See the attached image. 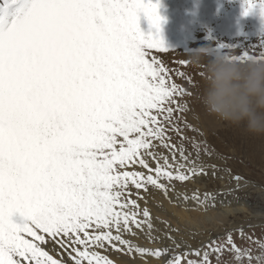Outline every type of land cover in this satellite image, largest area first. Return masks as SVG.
<instances>
[{
    "label": "snow or ice",
    "instance_id": "1",
    "mask_svg": "<svg viewBox=\"0 0 264 264\" xmlns=\"http://www.w3.org/2000/svg\"><path fill=\"white\" fill-rule=\"evenodd\" d=\"M257 6L264 15V0H247L244 15ZM141 14L159 28L150 0H0V264H117L102 252L131 264H264L260 241L259 256L231 232L193 249L154 227L153 189L205 210L216 197L177 191L209 173L200 144L195 159L187 153L192 126L176 115L191 93L149 51L173 50L145 37ZM145 237L151 247L134 243ZM57 246L66 257L50 254Z\"/></svg>",
    "mask_w": 264,
    "mask_h": 264
},
{
    "label": "rangeland",
    "instance_id": "2",
    "mask_svg": "<svg viewBox=\"0 0 264 264\" xmlns=\"http://www.w3.org/2000/svg\"><path fill=\"white\" fill-rule=\"evenodd\" d=\"M150 2L158 5L161 23L159 28L153 27L148 18L141 14L140 30L145 37L151 35L155 39H160L165 47L173 50L159 52L151 49L149 51L170 70L168 75L171 77V82L191 93V96H186L181 101L188 104L189 110L183 114L176 113V115L177 117L183 116L180 122L181 128L186 121L192 128L197 129V131H192V128L184 129V134L188 137V140L184 142V147L187 153L195 159L196 150L193 144L202 146L201 161L198 163H204L209 173V177L203 181L196 180L186 185L176 182L177 191L182 195H189L195 191L203 193L211 191L216 195L219 193L234 195L238 190L236 188L245 184L243 181H247L246 185L253 189L251 191L253 195L239 193L237 198H244L247 195L250 203L264 206V198H260L258 194L259 187L264 189V137L250 135L243 128L223 125L205 117L194 99L197 86L203 78V69H197L189 63V54L194 50L209 46L224 53L230 50V54L234 56H242L245 51H249L252 55H258L260 51H264L259 48L260 40L264 38V15H262L261 8L257 6L246 16L244 12L247 0H150ZM181 61L188 63L182 64ZM169 134L175 137V133L169 132ZM175 139L179 143V137ZM205 146L211 155L203 151ZM160 151L164 155H169L166 149H160ZM213 165L215 167H212ZM236 175L243 177L239 187L234 179ZM248 187H244L245 192ZM133 191L136 190L133 188ZM158 192L153 189L152 195L147 197L146 206L151 213L157 210L166 213L167 207L175 205L180 208L182 204H187L182 199H177L176 192L170 193L169 197H165L162 192L159 195ZM221 195L224 196V194ZM140 203L145 206L143 201ZM165 227L168 226H162L163 231L160 236L171 235L176 240L182 239L190 243L193 249L199 247V238L183 236L173 231L167 232ZM241 230L244 233L243 236H241ZM229 232L232 233L238 247L251 248L253 255L256 256L262 254L258 244L252 241L264 243V224L250 219L242 223L239 229H224L214 234L210 240L226 236ZM248 237H251V240H248ZM168 245L171 246L170 242ZM182 250L187 251L188 249L183 248ZM123 259H125L123 263L131 264V257H123ZM232 260L233 264H236L234 257ZM213 264H215L214 257ZM244 264H247L246 260Z\"/></svg>",
    "mask_w": 264,
    "mask_h": 264
},
{
    "label": "clouds",
    "instance_id": "3",
    "mask_svg": "<svg viewBox=\"0 0 264 264\" xmlns=\"http://www.w3.org/2000/svg\"><path fill=\"white\" fill-rule=\"evenodd\" d=\"M189 63L203 69L194 99L205 117L264 137V59L242 62L209 46L189 54Z\"/></svg>",
    "mask_w": 264,
    "mask_h": 264
},
{
    "label": "bare ground",
    "instance_id": "4",
    "mask_svg": "<svg viewBox=\"0 0 264 264\" xmlns=\"http://www.w3.org/2000/svg\"><path fill=\"white\" fill-rule=\"evenodd\" d=\"M244 187L246 188L248 186L243 184L241 187L236 188L238 190L234 195L230 193H219L217 195L212 193L215 195L216 199L215 201H208L207 204L211 205L214 203L215 206H208L207 210H205L204 207L198 206L196 202L189 200L187 204H182L180 208L179 206L175 205H172L169 208L167 207L166 213H162V210L153 211L152 214L154 227L159 235H162V226H168L164 228L167 232H171L168 230L171 228L175 230L173 231L174 233H179L183 236H189L191 238H199V242H206L207 240H210L214 234L219 233L224 229H239V226L242 223H245L250 219L254 220V222L256 221L260 224H264V206L258 203H250L247 195L244 198H237L239 193H250L249 196L253 195L251 194V191L253 190L251 187H248L246 192ZM259 188V197L264 198V189H262L263 187ZM229 191H231V189ZM198 192L200 193L201 198H203L204 193L201 191ZM158 193L160 195V192ZM193 193L194 192L189 194V196H191ZM221 194H224V196L222 197ZM13 219L16 222L20 221V217L18 215ZM164 236H166V234H164ZM26 238L31 239V237ZM177 241L181 242L183 240L179 239ZM169 242L170 241L165 238L164 243L168 245ZM134 243H138L140 246L145 247L152 246L151 242L148 241L146 237L139 240H134ZM50 254H54L55 258L57 259L66 257V254L62 253L58 246L56 252ZM101 254H108L109 258L116 261L117 264H126L123 263L125 259H123L122 254L117 255L115 252H102ZM136 259L139 261V256H137Z\"/></svg>",
    "mask_w": 264,
    "mask_h": 264
}]
</instances>
